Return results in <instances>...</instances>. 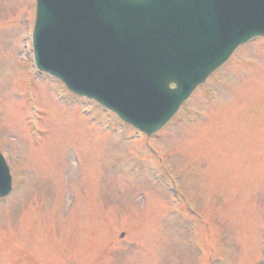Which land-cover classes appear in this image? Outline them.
<instances>
[{
  "label": "rangeland",
  "instance_id": "rangeland-1",
  "mask_svg": "<svg viewBox=\"0 0 264 264\" xmlns=\"http://www.w3.org/2000/svg\"><path fill=\"white\" fill-rule=\"evenodd\" d=\"M35 12V0H0V149L15 185L0 199V264H198L189 224L216 236L204 238L213 264H260L264 38L147 138L35 75Z\"/></svg>",
  "mask_w": 264,
  "mask_h": 264
},
{
  "label": "water",
  "instance_id": "water-1",
  "mask_svg": "<svg viewBox=\"0 0 264 264\" xmlns=\"http://www.w3.org/2000/svg\"><path fill=\"white\" fill-rule=\"evenodd\" d=\"M257 36L264 0H38L34 47L41 71L151 136ZM10 191L0 157V196Z\"/></svg>",
  "mask_w": 264,
  "mask_h": 264
}]
</instances>
